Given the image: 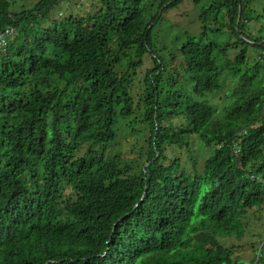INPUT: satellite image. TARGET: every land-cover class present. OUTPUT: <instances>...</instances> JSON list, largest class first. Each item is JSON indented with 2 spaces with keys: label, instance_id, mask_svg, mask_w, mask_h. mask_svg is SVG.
<instances>
[{
  "label": "trees",
  "instance_id": "16d2710c",
  "mask_svg": "<svg viewBox=\"0 0 264 264\" xmlns=\"http://www.w3.org/2000/svg\"><path fill=\"white\" fill-rule=\"evenodd\" d=\"M64 1L0 0V38L16 30L0 50V264H240L230 236L260 238L264 264V37L249 24L264 8L210 4L168 61L152 31L180 0L148 19L149 0L50 17ZM227 50L238 81L218 116Z\"/></svg>",
  "mask_w": 264,
  "mask_h": 264
},
{
  "label": "rangeland",
  "instance_id": "374dc122",
  "mask_svg": "<svg viewBox=\"0 0 264 264\" xmlns=\"http://www.w3.org/2000/svg\"><path fill=\"white\" fill-rule=\"evenodd\" d=\"M19 4H25L30 7L34 5L37 0H16ZM94 0H65L62 5L57 6L55 10L51 13L50 17L52 18H64L66 16L72 14H81L84 12V7L87 9L91 8V4ZM161 0H149L148 2V10L146 13V18L148 19L150 16L155 15L158 11V6ZM220 0H180L174 6L167 7L163 12L160 13L159 19L152 31V41L154 48L158 51L161 56H164L166 60H171V54H178L179 47L184 43L188 35L195 36L199 38L202 33L203 28V20H202V11L206 9L210 4H215L217 7L219 6ZM252 1V9L262 12L264 8V0H250ZM256 1V2H255ZM256 8V9H255ZM214 13L212 12L211 18ZM49 21V20H47ZM250 26H255V31L259 35V37H264V26L262 25L261 20L253 21L249 23ZM209 26L215 28L214 23H209ZM210 35L216 38L215 32L211 30ZM16 37V36H15ZM134 56V53L132 52ZM260 52H258L257 47L249 46V60L248 63L254 65L259 60ZM233 51L227 50L223 53H219L218 55V63L220 66L224 68V74L222 79L224 81V85L222 89L214 96H210L208 99L213 104L216 114L218 116L224 115L231 105V94L233 88L236 86L238 78H232L228 72V62H226V58H232ZM180 58L177 57L172 64L182 75H184L183 68L180 67ZM72 66H76L77 62L69 60ZM144 64L141 70L144 72L148 68L152 67L147 61V58L144 59ZM173 73V70H172ZM264 75V70L261 71V76ZM179 86L177 89L190 90V84H185V80L183 81L182 77H180ZM166 82V79L165 81ZM187 87V89H186ZM216 93V92H215ZM209 96V95H208ZM140 124V123H139ZM142 126V124H141ZM145 134H148V129L145 131ZM124 133H120L118 138L122 140L124 137ZM203 148V147H201ZM205 151H207L205 149ZM201 152L203 157H207L206 152ZM200 170L204 171V158H201L200 162ZM256 235V232L253 231ZM247 238L239 242L234 236L230 237H222L221 241L227 245L232 246L243 244L242 248H239L236 254V259L240 264H253V259L259 252L260 238H252L255 245L252 246L250 244H245L247 242Z\"/></svg>",
  "mask_w": 264,
  "mask_h": 264
},
{
  "label": "clouds",
  "instance_id": "9594fccd",
  "mask_svg": "<svg viewBox=\"0 0 264 264\" xmlns=\"http://www.w3.org/2000/svg\"><path fill=\"white\" fill-rule=\"evenodd\" d=\"M255 2H256V1H255ZM240 10H241V6H240ZM239 13H240V11H239ZM241 14H242V10H241ZM240 16H241V15H240ZM239 19H240V17H239ZM7 29H11V30H12V34H11L10 36L7 37V43H6V45H4V46H0V50L3 51V52L7 49L8 45H9V42H10L12 39H14L15 36H16V30H15L14 28H12V27H8ZM239 33H240V31H239ZM259 254H260V250H259V252H258V255H259Z\"/></svg>",
  "mask_w": 264,
  "mask_h": 264
},
{
  "label": "built area",
  "instance_id": "2783aa9c",
  "mask_svg": "<svg viewBox=\"0 0 264 264\" xmlns=\"http://www.w3.org/2000/svg\"><path fill=\"white\" fill-rule=\"evenodd\" d=\"M7 33H9V36L12 34V30L8 29ZM7 43V38L6 37H1L0 38V46H4Z\"/></svg>",
  "mask_w": 264,
  "mask_h": 264
},
{
  "label": "water",
  "instance_id": "95a60500",
  "mask_svg": "<svg viewBox=\"0 0 264 264\" xmlns=\"http://www.w3.org/2000/svg\"><path fill=\"white\" fill-rule=\"evenodd\" d=\"M240 15H241V10H240V13H239V17H240Z\"/></svg>",
  "mask_w": 264,
  "mask_h": 264
}]
</instances>
